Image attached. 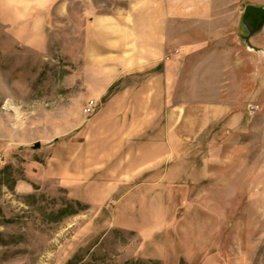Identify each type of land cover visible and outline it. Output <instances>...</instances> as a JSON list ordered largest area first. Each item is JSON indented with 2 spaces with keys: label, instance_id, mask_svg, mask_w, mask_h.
<instances>
[{
  "label": "rangeland",
  "instance_id": "374dc122",
  "mask_svg": "<svg viewBox=\"0 0 264 264\" xmlns=\"http://www.w3.org/2000/svg\"><path fill=\"white\" fill-rule=\"evenodd\" d=\"M209 1L229 11L230 44L248 52L240 53L244 64L232 60L237 75L228 70L223 79H237L256 96L246 104L260 109L254 115L244 110L243 130L218 141L223 154L208 156V179L176 189L169 199L168 231L177 246L166 259L142 256L141 235L115 219V197L99 204L75 199L67 188L71 180L59 177L63 164H71L73 137L101 106L92 115L84 112L92 98L85 84V24L109 0L55 2L43 49L21 44L0 22V264H264V27L250 38L251 48L242 23L246 6H264V0ZM8 16L1 13L0 21ZM192 71L179 54L171 70L178 74L172 78L176 100H197L206 94L192 87L215 79L190 76Z\"/></svg>",
  "mask_w": 264,
  "mask_h": 264
},
{
  "label": "crops",
  "instance_id": "0c3cea01",
  "mask_svg": "<svg viewBox=\"0 0 264 264\" xmlns=\"http://www.w3.org/2000/svg\"><path fill=\"white\" fill-rule=\"evenodd\" d=\"M57 1L1 0L0 14L9 16L0 22L21 44L43 49ZM230 17L209 0H109L85 24V84L101 106L73 137L71 166L63 164L59 177L71 180L67 188L75 199L99 204L115 197V219L141 235L144 257L166 259L171 248L176 251L168 231L169 199L176 189L209 178L208 156H222L218 141L243 130L245 101L256 98L237 79H223L228 70L237 75L233 58L241 65L240 53L248 54L230 44ZM179 54L191 61L190 76L215 78L192 87L206 94L197 100H176L172 78L178 74L171 70ZM255 73L249 74L253 88Z\"/></svg>",
  "mask_w": 264,
  "mask_h": 264
},
{
  "label": "water",
  "instance_id": "95a60500",
  "mask_svg": "<svg viewBox=\"0 0 264 264\" xmlns=\"http://www.w3.org/2000/svg\"><path fill=\"white\" fill-rule=\"evenodd\" d=\"M242 23L246 29L245 42L249 47L254 48L250 43V38L264 27V6L248 4L242 16ZM33 147L40 148L41 142H35Z\"/></svg>",
  "mask_w": 264,
  "mask_h": 264
},
{
  "label": "built area",
  "instance_id": "2783aa9c",
  "mask_svg": "<svg viewBox=\"0 0 264 264\" xmlns=\"http://www.w3.org/2000/svg\"><path fill=\"white\" fill-rule=\"evenodd\" d=\"M259 109H260V104L258 103L250 102L247 104V110L251 115L256 114ZM96 110H97V104L94 99L89 100V102L84 107V112L87 115L94 114Z\"/></svg>",
  "mask_w": 264,
  "mask_h": 264
},
{
  "label": "trees",
  "instance_id": "16d2710c",
  "mask_svg": "<svg viewBox=\"0 0 264 264\" xmlns=\"http://www.w3.org/2000/svg\"><path fill=\"white\" fill-rule=\"evenodd\" d=\"M141 261V260H140ZM155 262H159V261H155Z\"/></svg>",
  "mask_w": 264,
  "mask_h": 264
}]
</instances>
